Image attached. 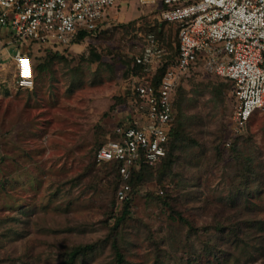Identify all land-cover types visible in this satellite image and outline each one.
<instances>
[{"label": "rangeland", "instance_id": "374dc122", "mask_svg": "<svg viewBox=\"0 0 264 264\" xmlns=\"http://www.w3.org/2000/svg\"><path fill=\"white\" fill-rule=\"evenodd\" d=\"M161 1L115 0L66 49L0 39L35 69L32 90L12 63L0 71V264H264V110L238 129L231 81L200 69L183 82L170 156L125 200L116 167L96 161L134 115L146 38L176 57Z\"/></svg>", "mask_w": 264, "mask_h": 264}, {"label": "built area", "instance_id": "2783aa9c", "mask_svg": "<svg viewBox=\"0 0 264 264\" xmlns=\"http://www.w3.org/2000/svg\"><path fill=\"white\" fill-rule=\"evenodd\" d=\"M114 3L0 0V39L10 38L8 44L17 48L24 41L45 50L66 49L79 37L96 31ZM160 19L177 29V56L157 77L158 69L168 62V53L159 47L154 34L146 38L136 56L142 75L135 77L134 115L116 128L114 140L96 152L98 163L119 165L120 200L131 192L135 168L141 163L156 165L167 157L177 89L197 68L233 83L238 129L245 128L255 113L264 110V0H162ZM9 62L14 66L17 86L34 89L31 56L20 50L8 56L0 46V71Z\"/></svg>", "mask_w": 264, "mask_h": 264}, {"label": "trees", "instance_id": "16d2710c", "mask_svg": "<svg viewBox=\"0 0 264 264\" xmlns=\"http://www.w3.org/2000/svg\"><path fill=\"white\" fill-rule=\"evenodd\" d=\"M81 37H83V36H81ZM81 37H80V38H81ZM156 38H157V36H156ZM157 43H158L159 47H163V46H164L163 44H161L162 42H161L158 38H157ZM56 51H57V50H56ZM168 53H169V52H168ZM175 56H177V48H176V54H175ZM175 58H176V57H175ZM175 58H173V57L170 55V53L167 55L168 62L165 63L164 66H163L162 68H159V69H158V71H157V77L160 78L161 75H162L163 73L166 72V70L168 69L169 65L175 60ZM200 69H201V68H197L196 71H199ZM196 71H195V72H196ZM141 75H142V69H141V67H140L139 65L136 64V57H135L134 63H133V65H132V69L130 70V77H131V76H132V77H137V76H141ZM185 80H187V78H183V80H182L180 86L183 84V82H184ZM180 86L178 87V89L180 88ZM233 88H234V85H233ZM178 89H177V92H178ZM176 96H177V93H176ZM133 99H134V96H133ZM175 106H176V100H175ZM174 126H175V125H174ZM174 133H175V132H174V128H173V130H172V132H171V134H170V146H169L168 155H167V157H166L165 159H167V158L170 156L171 146H172V143L174 142V138H175ZM165 159H164V160H165ZM106 164H109V165H112V166L116 167L115 175H116V177L120 178L119 175H118V168H119V165L116 164V163H113V162L106 163ZM147 166H149V165L144 164V163H141L140 166H138L137 168L134 169L133 174H132V178H133L136 174H138L140 171H142V169H143L144 167H147ZM132 178H131V179H132ZM120 180H121V179H120ZM130 182H131V180H130ZM121 183H122V181H121ZM120 185H121V184H120ZM119 187H120V186H119ZM117 256H118L119 264H121V263H122V256H121V254H120L119 252L117 253Z\"/></svg>", "mask_w": 264, "mask_h": 264}]
</instances>
